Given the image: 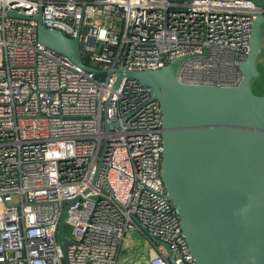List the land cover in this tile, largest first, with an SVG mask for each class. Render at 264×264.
Listing matches in <instances>:
<instances>
[{
	"label": "built area",
	"instance_id": "2783aa9c",
	"mask_svg": "<svg viewBox=\"0 0 264 264\" xmlns=\"http://www.w3.org/2000/svg\"><path fill=\"white\" fill-rule=\"evenodd\" d=\"M258 12L250 0H0V264H123L129 231L149 243L142 264H171L151 237L196 264L161 177L160 105L135 80L114 89L115 71L187 58L180 83L235 86ZM37 16L98 72L41 45Z\"/></svg>",
	"mask_w": 264,
	"mask_h": 264
},
{
	"label": "water",
	"instance_id": "95a60500",
	"mask_svg": "<svg viewBox=\"0 0 264 264\" xmlns=\"http://www.w3.org/2000/svg\"><path fill=\"white\" fill-rule=\"evenodd\" d=\"M250 1L264 7V0ZM35 20L41 45L85 71L98 72L85 64L77 39L45 28L40 16ZM263 27L264 13L258 12L235 86L180 83L177 74L187 58L158 70L115 71L114 89L124 78L135 80L150 88L160 105L161 177L196 264H264V95L252 91L261 75ZM106 148L107 144L94 182ZM61 223L56 238L65 255L69 240L60 234ZM151 239L175 264L168 245Z\"/></svg>",
	"mask_w": 264,
	"mask_h": 264
},
{
	"label": "rangeland",
	"instance_id": "374dc122",
	"mask_svg": "<svg viewBox=\"0 0 264 264\" xmlns=\"http://www.w3.org/2000/svg\"><path fill=\"white\" fill-rule=\"evenodd\" d=\"M261 44L263 48V53L260 56L258 69L260 71V78L254 82L252 86V91L256 95H264V27L262 30ZM62 235L64 238L70 237V230L65 223L62 226ZM149 252V243H147L145 237L137 231H129L126 233L122 248L120 251V260H124L128 257L123 264H142L143 255H147Z\"/></svg>",
	"mask_w": 264,
	"mask_h": 264
}]
</instances>
